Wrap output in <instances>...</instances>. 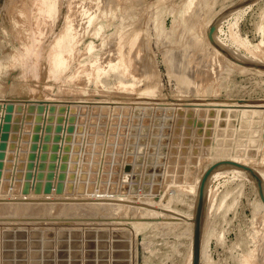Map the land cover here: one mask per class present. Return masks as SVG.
<instances>
[{"label": "rangeland", "instance_id": "rangeland-1", "mask_svg": "<svg viewBox=\"0 0 264 264\" xmlns=\"http://www.w3.org/2000/svg\"><path fill=\"white\" fill-rule=\"evenodd\" d=\"M187 1L0 0V128L13 106L0 155V264H187L184 226L157 228L139 198L155 200L157 218L161 208L192 212L203 173L239 154L264 179V74L231 71L203 37L218 15V38L264 65V0L239 13L247 0ZM21 127L24 173L6 168ZM45 161L68 170L51 179L57 193L44 192ZM127 165L141 172L125 174ZM217 176L201 229L206 262L264 264L257 190Z\"/></svg>", "mask_w": 264, "mask_h": 264}, {"label": "bare ground", "instance_id": "bare-ground-1", "mask_svg": "<svg viewBox=\"0 0 264 264\" xmlns=\"http://www.w3.org/2000/svg\"><path fill=\"white\" fill-rule=\"evenodd\" d=\"M189 1H191V0H189ZM189 1H187L188 3H190ZM208 1V0H207ZM186 2V3H187ZM192 2V1H191ZM254 2H256V1H252L250 4H248V5H246V6H243V7H240V8H238L237 10H235L234 12H238L239 13V11L240 10H243V9H245V8H247V7H249V6H251V5H253L254 4ZM187 3V4H188ZM194 3V2H193ZM204 4V3H203ZM191 6V3L190 4H188L187 6H185V8L186 7H188V6ZM189 8V7H188ZM187 9V8H186ZM207 10V9H206ZM247 10V9H246ZM185 11H187V10H185ZM200 11H202V10H200ZM204 11V10H203ZM208 11V10H207ZM241 12V11H240ZM194 14V13H193ZM205 14V13H204ZM206 15V14H205ZM236 15H239V14H236ZM199 16V15H198ZM207 16V15H206ZM192 17V16H191ZM203 17V16H202ZM205 17V16H204ZM217 17H218V15L217 16H215V17H210V18H208L207 20H206V22H203V24L204 23H206V25H205V27H206V30L203 28L202 29V31L203 30H205V33L207 34V31L209 30V28L216 22V30H215V33L213 34V41H214V44L213 43H211L209 40L207 41V37L205 38V34H204V39L206 40V42L208 43L207 45H209L210 44V46H212L211 47V49L212 48H214L215 49V54L217 53L218 54V56H221L220 58H218V57H215V58H218L219 60H221V62H223L224 64H227L228 66H229V68L231 69H234V70H236V71H238V72H240V73H243V72H246L247 70H255V71H257V72H261V73H263L264 74V70H259V69H253V68H247V67H244V66H241V65H239V64H237V62L239 61V62H243V63H246V64H258L259 62H253V61H251V60H249V59H247V57H245V56H242V55H239L238 53H236L235 51H232L231 49H229V47L227 46V45H225L219 38H218V32H221L220 31V26H221V20L222 19H217ZM192 20V19H191ZM203 20H204V18H203ZM218 20V21H217ZM188 29H189V27H188ZM195 31V30H194ZM193 31V32H194ZM200 31V30H199ZM261 32V31H260ZM188 33H190V34H195V33H192V29H191V32H189L188 31ZM263 33V32H262ZM203 34V33H202ZM193 36V35H192ZM196 36V35H195ZM199 38V37H198ZM202 38V37H201ZM200 38V39H201ZM193 39H194V36H193ZM192 40V39H191ZM202 41H203V38L201 39ZM204 40V41H205ZM197 41V40H196ZM199 41V40H198ZM197 41V42H198ZM201 41V42H202ZM205 43V42H204ZM203 43V44H204ZM206 44V43H205ZM207 47V46H206ZM242 54V53H241ZM213 55V54H212ZM249 55H251V53L249 54ZM253 55V54H252ZM250 57H252V56H250ZM249 57V58H250ZM235 60H237V62H235ZM223 64V65H224ZM264 64V63H263ZM226 69L228 70V68L226 67ZM232 69H231V71H232ZM200 85V84H199ZM216 90V89H215ZM139 103V102H138ZM141 103V102H140ZM142 103H144V102H142ZM144 104H146V103H144ZM149 104V103H148ZM217 158V157H216ZM223 158V157H222ZM215 160V159H214ZM246 158H245V156L244 155H235V158H233V160H231L230 162H233V163H236V164H240V165H243V166H246V167H249L250 169H252L258 176H259V178L261 179V181H262V183L264 184V179L261 177L262 176V174L260 175V169L258 170V169H256L255 167H252V165L250 166L249 164V162H248V160H247V162H246ZM251 161V160H250ZM215 163H217V161H215ZM253 163V162H252ZM251 163V164H252ZM254 166V165H253ZM227 170H231V171H227ZM262 170V169H261ZM223 171H226V172H223ZM221 172H223V173H221ZM262 172V171H261ZM219 173H221V174H219ZM204 174V173H203ZM219 174V175H218ZM218 175V176H217ZM124 176V175H123ZM203 176V175H202ZM215 176H217L215 179H214V181L215 180H218L219 178H221V177H228L229 176V178H231V180H238V181H245V182H247V183H249V184H251L252 186H254L255 187V182H254V180L253 179H251V177L246 173V172H244V171H242V170H240V169H237V168H233V167H224V168H219V169H217V170H215L214 172H212V174L209 176V179H208V181H207V186H206V189H205V202H206V204L205 205H208V204H210V201H211V198H208V196H207V193H211L212 191H209L208 192V189H209V186H210V184H211V181L213 180V178L215 177ZM172 179V178H171ZM170 179V180H171ZM177 179V178H176ZM181 179V178H180ZM190 179V178H189ZM192 183V182H191ZM143 184V183H142ZM137 185V184H136ZM168 185H170L169 183H168ZM163 186V185H162ZM172 186H174V185H172ZM171 186V187H172ZM179 186V185H178ZM193 187V186H192ZM197 187H199V184H198V186ZM169 188V187H168ZM263 188H264V185H263ZM165 189V188H164ZM196 189V188H195ZM255 189H256V187H255ZM160 190V189H159ZM169 190V189H168ZM167 190V191H168ZM198 190H199V188H198ZM198 190H196L195 192H194V194H195V196H196V202H197V198H198ZM158 191V190H157ZM170 191H172V190H170ZM147 192V191H146ZM163 193V192H162ZM161 193V194H162ZM165 193V192H164ZM170 193V192H169ZM167 194V193H166ZM166 194L164 195V196H166ZM169 195V194H168ZM148 196H152V195H148ZM147 196V197H148ZM158 196V195H157ZM144 197V196H143ZM142 197V198H143ZM159 197H162V195L161 196H159ZM179 197V196H178ZM211 197V196H210ZM131 198V197H130ZM155 198V197H154ZM163 198V197H162ZM165 198V197H164ZM164 198H163V200H164ZM167 198V197H166ZM165 198V199H166ZM181 198V197H180ZM140 200L139 201H141V202H145L146 204H147V206H148V211H149V218H147V219H149V220H157V228H161V227H165V228H169L170 229V231L171 230H175L178 226L180 227V226H184V228L186 229V231H187V235H188V237H189V240H190V248H189V257H188V263L187 264H192V235H193V220H194V211H195V206H196V202H195V205H194V209H193V211L192 212H190V211H182V212H180L179 214L178 213H176V212H168L165 208H161V213H162V215H161V213H158L159 214V216L160 217H158L157 218V203L156 202H154L151 198H146V199H144V200H142L141 199V197L139 198ZM208 199V200H207ZM127 200L128 199H116V201L118 202V203H123V204H126L127 203ZM160 200H161V198H160ZM168 200V199H167ZM207 200V201H206ZM157 201V200H156ZM260 203H261V207L264 209V205L262 204V202H261V200H260ZM211 205V204H210ZM121 206H123V205H121ZM206 207V206H205ZM207 208V207H206ZM209 208V207H208ZM205 210V209H204ZM207 210V209H206ZM139 211V210H138ZM147 211V212H148ZM211 211V210H210ZM209 211V212H210ZM262 211V210H261ZM206 212H208V211H206ZM208 212V213H209ZM205 213V212H204ZM203 217H204V214H203ZM264 222V221H263ZM120 225H125V223H119ZM127 224V223H126ZM203 224V223H202ZM117 226H118V224H116ZM129 225V224H128ZM144 225V224H143ZM164 229V228H163ZM160 230V229H159ZM185 231V232H186ZM206 234V233H205ZM205 234H203L202 235V231H201V240H200V251H199V264H203V263H206V264H208L206 261H207V256H206V249H207V245H208V237L207 236H205ZM201 253V254H200ZM191 259V260H190Z\"/></svg>", "mask_w": 264, "mask_h": 264}, {"label": "water", "instance_id": "water-1", "mask_svg": "<svg viewBox=\"0 0 264 264\" xmlns=\"http://www.w3.org/2000/svg\"><path fill=\"white\" fill-rule=\"evenodd\" d=\"M252 1L255 0H247L244 1L243 3L239 4V7H243L246 6L248 4H250ZM216 30V22L209 28V30L207 31V39L214 44L213 41V34L215 33ZM235 62H237V60H235ZM237 64L247 67V68H253V69H259V70H264V65H260V64H246L243 62H237ZM1 110V107H0ZM41 110V109H40ZM5 111L8 115L5 116L4 118V125L2 126L1 131H3V134L0 135V155L6 150V146H2L3 142L5 140H7V134L6 132L9 130V125L7 124V122L9 121V114L13 111V106L9 105L8 107L5 108ZM13 129H17L15 126ZM37 130L40 131L41 128L37 126ZM34 141V142H33ZM32 141V145L30 147L31 150V154L28 158V166H27V170L31 171L34 168V164L33 161L36 159L35 156V152L37 151L38 147L36 145L37 141H39V137L36 135L35 136V140ZM43 149V148H42ZM45 149V148H44ZM56 151L58 150V148H55ZM1 157V156H0ZM3 158V156H2ZM41 158V157H40ZM42 158H44L42 156ZM55 158L56 157H52ZM45 160H46V156H45ZM224 167H233V168H237L240 169L244 172H246L251 179L254 180L255 182V187L257 190V194L259 196V199L261 200L262 204L264 205V188H263V183L261 181V179L259 178V176L249 167L240 165V164H236L230 161H222V162H217L215 164H213L212 166H210L203 174V176L201 177L200 180V184H199V190H198V198H197V202H196V208H195V213H194V220H193V235H192V264H199V251H200V240H201V229H202V223H203V214H204V209H205V189L207 186V181L209 179V176L212 174V172H214L215 170L219 169V168H224ZM3 168L2 163H0V170ZM39 168V166H38ZM45 169V164L43 165V168L41 170V172ZM54 169L53 164L49 166V170L52 171ZM64 167H62V169L60 168L61 171H64ZM125 174H130L132 173H136V171H140L139 168L137 166L131 167L130 165L125 166ZM31 174V173H30ZM43 175V174H42ZM47 175H49V182L50 185L46 186L44 188V192L45 193H50V191L52 190V180L54 177V174L52 172L48 173ZM62 176H58V180H64L65 176L62 173ZM64 176V177H63ZM131 180V182L133 183H138L139 181V176L138 175H133V176H127L124 175L123 176V182L126 184ZM127 186V185H126ZM125 185L121 188V191L124 192L126 191ZM56 189V188H55ZM137 189V187L133 188V191H135ZM144 191H146V189H143ZM59 190H56L55 193H57ZM61 191L63 192V190L61 189ZM40 193V191H39ZM39 195V194H38Z\"/></svg>", "mask_w": 264, "mask_h": 264}, {"label": "built area", "instance_id": "built-area-1", "mask_svg": "<svg viewBox=\"0 0 264 264\" xmlns=\"http://www.w3.org/2000/svg\"><path fill=\"white\" fill-rule=\"evenodd\" d=\"M31 107H33L32 108V110H31V112H30V114H28V116L30 115H32V114H35V111L36 110H38V109H36L34 106H31ZM50 106H48V107H44V106H42V108H41V110L42 109H44V110H46V109H50L49 108ZM18 109H21V108H18ZM5 111V110H4ZM23 111V110H22ZM18 112V111H17ZM21 113V112H20ZM0 116H1V114H0ZM27 116V117H28ZM3 118V117H2ZM26 120V119H25ZM27 121V120H26ZM0 123H2V121H1V117H0ZM41 129H45V128H42V127H40ZM40 138V137H39ZM60 138V137H59ZM60 141V143H62L64 140H62L61 138L59 139ZM23 141V135L22 136H20V138L19 137H17V135H16V138H15V143L16 144H14V147H13V145H11L10 147V154H11V156H9V163H8V167H6V168H8V169H12L14 172L15 171H17L18 170V172H22V173H24V170H25V168L23 167V164H24V162H22V160H20L22 157H19V150L21 149V142ZM31 145H32V142H31ZM37 145V144H36ZM31 147V146H30ZM37 147H38V149H37V151L35 152V156H36V158L37 159H35L34 161H33V164H34V168H33V170L31 171V173H34L37 169H38V166H39V164H38V157H39V153H38V150H42V148L39 146V144L37 145ZM6 153L4 154V155H6L7 154V148H6ZM30 151V150H29ZM46 153V160H48V159H50L49 158V156L50 155H53V153L51 152H49L48 151V149H47V152H45ZM31 154V153H30ZM62 154H63V149L62 148H60V149H58L56 152H55V154H54V156L56 157V158H61V156H62ZM13 159V160H12ZM16 160V162H18L19 160H20V164L17 166L15 163L16 162H14ZM27 160V158L25 159V161ZM27 163H29V161H27ZM53 163V162H52ZM52 163H50V161H45V169L42 171V173L43 174H48V173H50V172H52L53 174H54V177H53V179H55V177H57V181H58V176L60 175V174H62V173H60V167L59 166H55L54 164H53V166H54V169L52 170V171H50L49 170V166L50 165H52ZM15 168V169H14ZM58 172V173H57ZM61 172H63V174L65 175V178H64V181L67 179V177H66V172H68V170L67 169H64V171H61ZM60 173V174H59ZM10 177H11V175H10ZM12 188V187H11ZM10 187H9V195L10 194H14L13 195V197H14V199H18V197H19V199L20 198H23L22 200L23 201H25L26 200V198H24V197H22V196H18L17 195V193H16V191L15 190H13V192H12V189H11ZM55 188H56V186L54 187V185H53V182H52V192L54 193L55 191ZM8 195V196H9ZM28 196V195H27ZM28 201V200H27Z\"/></svg>", "mask_w": 264, "mask_h": 264}, {"label": "crops", "instance_id": "crops-1", "mask_svg": "<svg viewBox=\"0 0 264 264\" xmlns=\"http://www.w3.org/2000/svg\"><path fill=\"white\" fill-rule=\"evenodd\" d=\"M23 113V112H22ZM27 116V115H26ZM30 116V115H29ZM35 116V114H33V115H31V118H32V120H33V117ZM30 124H31V126H32V121H28ZM19 127H20V124H19ZM25 128L24 127H21V129H20V132H19V134L17 133L16 135H17V137H19L20 138V136H22L23 135V130H24ZM16 144V143H15Z\"/></svg>", "mask_w": 264, "mask_h": 264}]
</instances>
